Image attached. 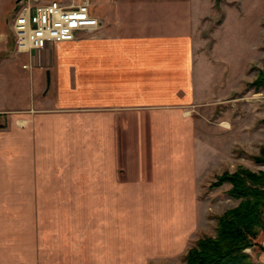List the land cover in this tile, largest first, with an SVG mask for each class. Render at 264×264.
Here are the masks:
<instances>
[{"label":"crops","instance_id":"crops-1","mask_svg":"<svg viewBox=\"0 0 264 264\" xmlns=\"http://www.w3.org/2000/svg\"><path fill=\"white\" fill-rule=\"evenodd\" d=\"M206 1L105 0L98 30L20 54L9 33L24 0H0V264H83L91 241L118 252L112 227L137 204L177 220L168 248L185 253L201 188L239 147L198 93Z\"/></svg>","mask_w":264,"mask_h":264},{"label":"rangeland","instance_id":"rangeland-1","mask_svg":"<svg viewBox=\"0 0 264 264\" xmlns=\"http://www.w3.org/2000/svg\"><path fill=\"white\" fill-rule=\"evenodd\" d=\"M104 1L92 0V9L100 13ZM208 2H204L203 5L205 10L208 9L210 16L202 22L208 26H201L202 40L196 43L201 45L199 53L201 63L197 70L198 93L201 101L208 103L209 111L206 118L211 121L206 120V124L214 132L228 126L232 131V143L239 146L234 148L232 154H227L224 168L234 171L238 165L243 164L253 171H258L264 169V165L256 164L251 154L245 153L240 144L248 139L250 144H255L253 147L250 146L249 150L257 152L259 143H264V123H261L264 119V88L260 91L248 88V84L264 66V0ZM10 13L12 16L14 11ZM9 35L14 38L12 27ZM27 86V81L20 83V96ZM3 99L8 104L7 93H4ZM215 103L218 105L214 106ZM198 114L199 117L202 116V113ZM199 131L202 137L201 125ZM208 141L210 140H206L205 143L209 144ZM210 184L201 188L202 202L196 206V216H191L184 225V240L188 248L198 237L215 234V215L238 203V200L228 195L229 187L226 188L225 184L218 188H210ZM152 207L151 204L142 206L144 210L141 211L137 204L133 213L122 212L119 226L112 227L115 234L120 237L119 251L115 252L111 247L104 249L103 242L97 245L91 241L82 251V263L185 264L184 254L177 256L168 248L173 235L166 234L165 226L173 232L177 220L171 218L166 221L160 218L153 212ZM158 214L162 215V212ZM190 224H194L195 229H192ZM105 231L107 233L103 241L109 242L113 231L109 229ZM173 237L176 239V236ZM258 239L264 245V231L260 233ZM179 243L181 246V236ZM246 252L251 254L256 264H259L256 260V254L259 252L257 248L247 249Z\"/></svg>","mask_w":264,"mask_h":264},{"label":"trees","instance_id":"trees-1","mask_svg":"<svg viewBox=\"0 0 264 264\" xmlns=\"http://www.w3.org/2000/svg\"><path fill=\"white\" fill-rule=\"evenodd\" d=\"M248 88L256 91L264 88V66ZM251 158L264 165V143ZM225 183L231 184L227 193L238 203L215 215V234L198 237L184 253L185 264H256L246 250L257 248L264 252L258 239L264 231V169L253 171L240 164L233 172L227 170L218 175L210 188Z\"/></svg>","mask_w":264,"mask_h":264},{"label":"built area","instance_id":"built-area-1","mask_svg":"<svg viewBox=\"0 0 264 264\" xmlns=\"http://www.w3.org/2000/svg\"><path fill=\"white\" fill-rule=\"evenodd\" d=\"M92 7V0H24L12 24L16 51H40L98 30L102 19Z\"/></svg>","mask_w":264,"mask_h":264},{"label":"water","instance_id":"water-1","mask_svg":"<svg viewBox=\"0 0 264 264\" xmlns=\"http://www.w3.org/2000/svg\"><path fill=\"white\" fill-rule=\"evenodd\" d=\"M50 86V72L47 71V89L49 88Z\"/></svg>","mask_w":264,"mask_h":264}]
</instances>
